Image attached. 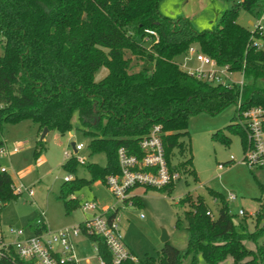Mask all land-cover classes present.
Masks as SVG:
<instances>
[{
  "label": "trees",
  "instance_id": "trees-1",
  "mask_svg": "<svg viewBox=\"0 0 264 264\" xmlns=\"http://www.w3.org/2000/svg\"><path fill=\"white\" fill-rule=\"evenodd\" d=\"M159 1L0 0V135L4 124L26 121L37 127L38 135L44 129L64 135L72 130L76 114L90 138V156L102 153L106 159L104 167L84 166L89 181H63L57 200L67 211L81 205L72 198L75 191L96 181L105 184L108 176L118 173V149L141 155L138 142L153 126L164 134L170 169L195 176L191 158L172 165L175 150L182 153L185 149L179 139L187 134L191 117L218 114L238 101L243 110L264 108V87L257 84L264 83V30L253 34L262 44L256 50L250 45V30L237 23L240 10L259 18L264 0H226L232 7L220 15L216 28L202 32L184 19L160 15ZM146 30L156 37L146 35ZM190 47L230 72H242V90L208 84L182 70L175 59L186 55ZM100 68L107 74L96 82L94 75ZM226 129L241 135L244 144L235 115ZM43 139L36 142V158L45 150ZM219 140L228 143L222 134ZM78 164L75 157H69L62 168L75 173ZM12 184L8 173L0 172V211L18 196ZM172 185L159 190L169 192ZM130 200L131 205L139 201L138 197ZM215 201L217 213L211 218L200 197L184 195L177 206L187 207L183 213L186 250L181 252L167 242L154 256H145L142 264H181L186 259L195 264L197 255L206 264H220L227 258L232 264H264L261 213L255 214L254 230L248 232L245 220L233 221L224 197L215 196ZM117 214L118 209L111 212L109 221ZM43 230L39 227L35 233ZM87 238L96 246V257L112 264L105 242L97 236ZM245 243H252L254 249H247ZM135 262L127 258L120 264ZM0 264L30 263L11 251Z\"/></svg>",
  "mask_w": 264,
  "mask_h": 264
},
{
  "label": "rangeland",
  "instance_id": "rangeland-1",
  "mask_svg": "<svg viewBox=\"0 0 264 264\" xmlns=\"http://www.w3.org/2000/svg\"><path fill=\"white\" fill-rule=\"evenodd\" d=\"M232 3L226 0H160L157 10L160 15L169 20L184 19L196 32L216 28L221 12L229 10ZM253 18L240 10L237 23L251 29ZM177 57L175 62L185 66V71L192 72L198 63L191 58L184 60ZM137 69L133 70L136 71ZM107 74L105 68H100L94 75V81L101 80ZM232 79L240 80L239 74L231 75ZM264 87V83H257ZM234 116V106H229L220 113L210 115L200 113L188 121L187 134L179 139L185 145L182 153L175 150L172 165L182 164L191 158V169L194 175L179 171L180 176L172 187L167 190L138 189L135 195L139 201L135 205L119 203L108 187L99 181L83 186L75 191L72 198L79 203H96L99 209L111 207L118 209L117 219L124 248L135 259V264H142L145 256H154L162 247L161 233L164 231L168 243L181 252L186 250V221L183 218L187 207H178V201L189 195L192 199L200 197L213 215H216L218 203L215 196L233 195L234 200H227L228 212L235 223L246 221L248 232L255 227V214L262 215L264 224V169L249 170L240 162L243 158L241 135L227 131L226 127ZM72 130L64 135L50 131L44 136L45 150L34 156L36 142L40 140L37 127L30 122L19 124H4L0 140L3 149L18 148V152L8 156H0V168L11 177L15 187L22 186L14 200H11L0 211V231L7 241H15L9 234L10 230L22 231V240L31 235L30 226L37 220L44 223L51 233L72 228L92 219V213L82 212L78 206L67 211L62 202L57 200L59 189L66 177L89 181L84 166L96 164L104 167L105 156L96 153L90 156L89 136L84 134L77 121L76 114L71 120ZM72 133V134H70ZM227 139L221 143L220 135ZM71 144L81 145L82 149L74 153ZM68 157L82 160L83 164L76 166L75 173H69L62 168ZM232 164H225L229 161ZM223 165L222 169H218ZM26 191H31L29 197ZM242 211L244 215H238ZM179 220V222H177ZM253 250L252 243L244 244ZM73 257L76 264H100L96 257L94 245L86 235L80 233L73 241ZM181 264H189L184 260ZM195 264H206L200 255L196 256ZM220 264H232L227 258Z\"/></svg>",
  "mask_w": 264,
  "mask_h": 264
},
{
  "label": "built area",
  "instance_id": "built-area-1",
  "mask_svg": "<svg viewBox=\"0 0 264 264\" xmlns=\"http://www.w3.org/2000/svg\"><path fill=\"white\" fill-rule=\"evenodd\" d=\"M253 20L254 22L250 25L251 29H249L252 35L250 45L259 50L262 48V44L253 39V34L264 30V12L259 18ZM145 34L156 37L152 31L146 30ZM184 58L187 61L194 58L198 63V67L194 71H186L197 79L208 84H221L242 90V72H230L227 67L218 66L195 47H190ZM182 68L185 71L184 65H182ZM236 73L240 75V80L231 78V75ZM234 115L245 135V142L242 144L243 158L240 164L249 170L264 169V108L253 107L243 110L240 101H238L234 105ZM163 135L159 126H153L148 134L138 142L141 151L139 156L130 154L123 148L117 150L118 173L108 176L105 185L119 203L125 204L126 202L127 205H131L130 199L137 197L135 192L138 189L159 190L172 185L179 179V172L170 169L167 164L162 144ZM81 149V145L75 146L74 153L79 152ZM17 152L18 148L16 147L12 149L0 148V156H8ZM66 158H69L67 154ZM77 162L83 164L82 160L77 159ZM222 166L219 165L218 169H222ZM0 172L5 173L6 171L0 168ZM69 180H71L70 176L66 177L64 181ZM11 189L15 195L21 194V190H24L22 186L15 187L14 184H12ZM26 192L29 197L32 196L31 191ZM234 199L233 195L226 197V201ZM80 208L82 212L92 213V219L72 228L51 233L43 222L37 220L30 227L33 231L32 234L22 240H19L23 234L22 231L10 230L9 234L15 237L13 242L7 241L0 231V259L9 257L12 251L17 259L30 264H64L66 261H73L76 264L73 257V241L82 233L86 236H97L105 242L112 257V264H120L127 258L135 261L124 248L118 227V219L114 218L109 221L108 215L117 208L99 209L97 204L92 202L81 203ZM206 215L213 217L212 212L209 210ZM238 215L241 216L244 213L238 211ZM39 227H45V230L35 233V230ZM94 249L96 251L95 245ZM97 260L100 264H104L100 258L97 257Z\"/></svg>",
  "mask_w": 264,
  "mask_h": 264
},
{
  "label": "water",
  "instance_id": "water-1",
  "mask_svg": "<svg viewBox=\"0 0 264 264\" xmlns=\"http://www.w3.org/2000/svg\"><path fill=\"white\" fill-rule=\"evenodd\" d=\"M147 69L150 70V68H147ZM47 132L48 131L46 129H44L42 131L41 136H40V140L47 134ZM71 147H72V149L74 151V144H71ZM160 241H161L162 244H165V243L168 242V237H167V235H166V233L164 231H162V233H161Z\"/></svg>",
  "mask_w": 264,
  "mask_h": 264
},
{
  "label": "crops",
  "instance_id": "crops-1",
  "mask_svg": "<svg viewBox=\"0 0 264 264\" xmlns=\"http://www.w3.org/2000/svg\"><path fill=\"white\" fill-rule=\"evenodd\" d=\"M221 14H222V12H221ZM221 14H220V15H221ZM249 25H251V23H250ZM70 134H72V133H70ZM135 193H136V192H135ZM32 225H33V224H32ZM32 225H31V227H32ZM32 232H33V231H32ZM31 234H32V233H31Z\"/></svg>",
  "mask_w": 264,
  "mask_h": 264
}]
</instances>
